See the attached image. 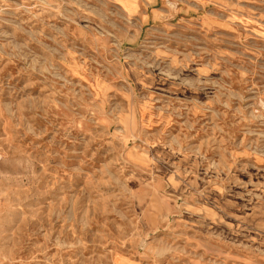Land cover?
Here are the masks:
<instances>
[{
  "label": "rangeland",
  "instance_id": "obj_1",
  "mask_svg": "<svg viewBox=\"0 0 264 264\" xmlns=\"http://www.w3.org/2000/svg\"><path fill=\"white\" fill-rule=\"evenodd\" d=\"M0 264H264V0H0Z\"/></svg>",
  "mask_w": 264,
  "mask_h": 264
},
{
  "label": "crops",
  "instance_id": "obj_2",
  "mask_svg": "<svg viewBox=\"0 0 264 264\" xmlns=\"http://www.w3.org/2000/svg\"><path fill=\"white\" fill-rule=\"evenodd\" d=\"M135 2V1H134Z\"/></svg>",
  "mask_w": 264,
  "mask_h": 264
}]
</instances>
